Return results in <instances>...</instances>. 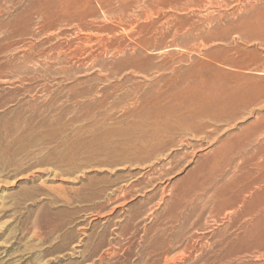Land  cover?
Masks as SVG:
<instances>
[{"label":"rangeland","instance_id":"obj_1","mask_svg":"<svg viewBox=\"0 0 264 264\" xmlns=\"http://www.w3.org/2000/svg\"><path fill=\"white\" fill-rule=\"evenodd\" d=\"M262 146L264 0H0V264H264Z\"/></svg>","mask_w":264,"mask_h":264},{"label":"bare ground","instance_id":"obj_2","mask_svg":"<svg viewBox=\"0 0 264 264\" xmlns=\"http://www.w3.org/2000/svg\"><path fill=\"white\" fill-rule=\"evenodd\" d=\"M25 123V122H24ZM21 142V141H20ZM23 142H24V139H23ZM7 144V143H6ZM24 144V143H23ZM9 145V144H8ZM15 149V148H14ZM15 151V150H14ZM13 151V152H14ZM19 153V152H18ZM14 156V155H13ZM10 159V158H9ZM1 160V159H0ZM5 162V161H4ZM2 164V163H1ZM260 196H262V195H257V196H255L254 198L255 199H259V197ZM235 199V198H234ZM262 216V215H261ZM258 217L257 219H256V221H255V227H262L263 226V224H264V218L263 217Z\"/></svg>","mask_w":264,"mask_h":264},{"label":"crops","instance_id":"obj_3","mask_svg":"<svg viewBox=\"0 0 264 264\" xmlns=\"http://www.w3.org/2000/svg\"><path fill=\"white\" fill-rule=\"evenodd\" d=\"M233 146L234 147H238L239 149H240V152H242L243 151V145H241V144H237V143H234L233 142ZM227 149V148H226ZM226 149H224V150H226ZM258 152H264V146H262V147H260L259 149H258Z\"/></svg>","mask_w":264,"mask_h":264}]
</instances>
